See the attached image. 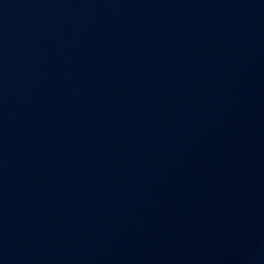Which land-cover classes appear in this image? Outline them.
I'll return each mask as SVG.
<instances>
[{
  "label": "water",
  "instance_id": "obj_1",
  "mask_svg": "<svg viewBox=\"0 0 264 264\" xmlns=\"http://www.w3.org/2000/svg\"><path fill=\"white\" fill-rule=\"evenodd\" d=\"M0 264H264V0H0Z\"/></svg>",
  "mask_w": 264,
  "mask_h": 264
}]
</instances>
